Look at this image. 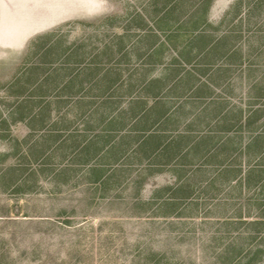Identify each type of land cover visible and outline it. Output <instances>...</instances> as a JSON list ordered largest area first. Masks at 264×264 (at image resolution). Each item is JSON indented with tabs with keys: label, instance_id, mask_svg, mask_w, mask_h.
Instances as JSON below:
<instances>
[{
	"label": "rangeland",
	"instance_id": "374dc122",
	"mask_svg": "<svg viewBox=\"0 0 264 264\" xmlns=\"http://www.w3.org/2000/svg\"><path fill=\"white\" fill-rule=\"evenodd\" d=\"M196 35L220 43L210 58L196 44L176 76L225 70L171 101L199 123L156 138V113L142 121L134 101ZM174 129L213 153L228 139L212 158H179L161 150ZM232 134L264 148V0H0V264H264L263 227L238 218L248 188L223 171L264 158Z\"/></svg>",
	"mask_w": 264,
	"mask_h": 264
},
{
	"label": "crops",
	"instance_id": "0c3cea01",
	"mask_svg": "<svg viewBox=\"0 0 264 264\" xmlns=\"http://www.w3.org/2000/svg\"><path fill=\"white\" fill-rule=\"evenodd\" d=\"M171 36H168V39L165 37L166 39L164 38L163 40H161L159 45L166 46L167 44H171L173 42L171 39ZM186 38L187 39H185L186 40L185 45L179 48L178 52L176 48H174L173 50L175 52V55H171V59L168 61V63L166 64L164 63L163 68L156 71V77L152 76V78L148 79L149 84L151 83L152 85L156 84V94L154 96L136 98L133 104V106H135V109L138 111V113L141 114L139 118L142 121L145 118H147L148 120L149 114H150L149 116H152L153 113L154 115L156 113V138H158L157 134L159 133L165 134L166 130H168L166 128L168 127L169 124L172 125V123L173 124L175 123L195 124L197 122L199 123L200 118L198 115L195 117L190 116L189 118H181L179 116V114H181L183 110V107L185 104L184 102L179 101L176 103H172L171 101L175 98L178 91H180L181 89L185 87L191 89L190 92L192 93L190 92L188 93V95L191 94L190 97H192L193 94L198 95L197 92L200 91L201 89H204V88L207 89L210 86L216 87L213 82V78L215 76V75L213 76V74L216 73V75H218L221 72L223 73L225 70V68L222 67V65H219V64L216 65L214 63L213 64L214 67L212 71H210L209 74H206L207 77L205 75H200L202 72L201 71L202 69L199 71L194 70V69L186 70L185 74L180 73L176 76L177 71H179L177 69L178 64L180 62L187 63L191 59V58L189 60L185 59V54L189 51L190 52L193 51V49L196 50V46H195L196 44H202L203 46L202 48L203 51L201 50L202 56L208 57L213 53V50L216 48L218 43H220V42H217L216 40L215 41L209 40L208 36H205V35L188 36ZM160 51H161V47L157 46V49H156L157 56L160 55ZM213 60H214L213 58L208 59L204 63H208V65L211 66L212 64L210 63H213ZM156 63H158L157 65H159V61H156ZM171 75L173 78H171ZM198 76H204V80H200ZM198 96H201V95H198ZM151 98L154 101L151 100L150 102L149 100ZM212 99L213 97L208 102L202 105L204 106L205 104H207V107L204 106V108L201 109V112L206 111L210 107V105L213 103V102H210V101H213ZM225 112L226 113H223V115L220 117L222 123H224V121L229 122L231 120L230 116H227L229 112L227 110ZM118 115H120L122 117L121 120H123V116H122L123 110H121L120 114L118 113ZM121 120H119V116L112 117L110 120H107L106 125H105L107 128L105 130L106 133L109 131L115 130L114 127H117L119 123L123 125V121ZM217 122H220L218 118L215 121H213V123H217ZM192 132L193 131L191 130L181 131L178 129H174L172 134L175 133V135H171L169 139L174 138L175 140H173V143L171 142L168 143V145L165 148H163L164 145L161 146L162 147V148L160 147L161 150L163 152L170 151L171 154H174L178 156L179 158L183 156L188 157V156H193V155L203 158L206 156L207 153L209 154L208 155L209 157L211 156L214 157V155L215 156L218 155L219 153L218 149L221 148L222 146L221 144L222 143L224 144L225 139H228L227 138L228 135L221 136V134L216 133L217 135L214 136V139H215L214 144L216 145L215 147L216 149H215V152L213 153L214 149L211 150V144H209L208 141H205L204 139H202V137L200 136L195 138ZM234 134H232L231 137L229 136V140L231 138L236 142V143L233 142V144H235L232 146L234 150H236L238 153H241L242 147H245L248 150L249 157H251L252 155H256V156L260 155L262 156V158H264V148L260 150L261 151L260 154L254 151V144H256L255 143L256 141H254L253 136L248 135L247 137L242 134L240 135L238 134L234 135ZM184 140H185V145L181 149H179L178 151H175V149L178 148V145L172 148L174 146L175 141L184 142ZM214 144L212 148L214 147ZM202 146H205L208 148L205 150L199 149ZM223 171L225 173L229 171L233 172L234 175H232V177L230 178H232V183L233 182L237 183L235 186H236V189L239 190L238 192L240 193V195L242 193L244 194V189L248 188L247 189L248 197H247V204H246L247 205L246 208L248 209V212H247V215H243V216L239 215L238 218L240 219L243 217V219H248L249 222H253L256 225L259 224L260 227H263V235H264V163L261 165L249 164V163L248 165H244V164L239 163L236 165H232V167H230L229 169H226L225 167ZM256 172H260L258 179H255V177L257 176ZM219 173L220 172H218V177H219ZM245 193L247 194V191ZM253 223L251 225H253ZM252 234H253V231L250 230L248 235L251 236Z\"/></svg>",
	"mask_w": 264,
	"mask_h": 264
}]
</instances>
